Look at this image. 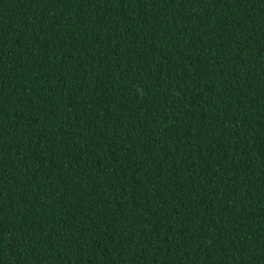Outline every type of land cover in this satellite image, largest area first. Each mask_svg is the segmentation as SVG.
<instances>
[{"label":"trees","instance_id":"1","mask_svg":"<svg viewBox=\"0 0 264 264\" xmlns=\"http://www.w3.org/2000/svg\"><path fill=\"white\" fill-rule=\"evenodd\" d=\"M0 264H264V0H0Z\"/></svg>","mask_w":264,"mask_h":264}]
</instances>
